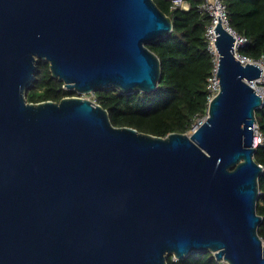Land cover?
<instances>
[{
	"label": "water",
	"instance_id": "1",
	"mask_svg": "<svg viewBox=\"0 0 264 264\" xmlns=\"http://www.w3.org/2000/svg\"><path fill=\"white\" fill-rule=\"evenodd\" d=\"M219 22V91L190 135L162 138L115 127L79 97L25 99L40 61L78 94L154 92L160 63L146 46L172 23L152 0H0V264H166L197 252L264 264L261 69L234 56Z\"/></svg>",
	"mask_w": 264,
	"mask_h": 264
},
{
	"label": "trees",
	"instance_id": "2",
	"mask_svg": "<svg viewBox=\"0 0 264 264\" xmlns=\"http://www.w3.org/2000/svg\"><path fill=\"white\" fill-rule=\"evenodd\" d=\"M172 23V31L146 47L157 56L160 79L152 93L118 89H98L92 93L95 104L107 111L115 127H131L138 132L157 137L172 133L186 134L198 120L207 115V79L213 68L212 56L205 38L210 20L198 11L196 0H189L188 11L170 10L169 2L152 0ZM228 26L236 34L247 38L248 43L238 53L251 61H264V0H223ZM75 92L65 90L63 83L53 78L49 64L39 62L35 78L25 92L28 103L59 102ZM256 126L263 137L253 156L263 167L258 179L259 195L256 214L262 218L257 233L264 242V99L255 111ZM166 264H222L211 252L191 253L183 260L172 255Z\"/></svg>",
	"mask_w": 264,
	"mask_h": 264
},
{
	"label": "built area",
	"instance_id": "3",
	"mask_svg": "<svg viewBox=\"0 0 264 264\" xmlns=\"http://www.w3.org/2000/svg\"><path fill=\"white\" fill-rule=\"evenodd\" d=\"M169 2V9L170 10H180V11H188L190 9V3L189 0H165ZM198 11L202 14H206L209 17V24L206 27V33L205 38L208 43V50L212 56L213 61V68L211 70V74L209 78L207 79V92H208V103L212 100L213 97L218 93L219 91V79L217 78V65H218V53L215 48V36H214V28L217 25L216 23V16L220 18L223 22L222 26L223 28L232 35L234 39V56L243 64H255V65H262L261 69V76L259 79L263 77L264 73V61L263 59L259 61H251L247 57L239 55L238 51L241 48H244L248 40L246 37L236 34L231 28L228 26L227 23V12L226 7L223 3V0H196ZM217 78V79H216ZM257 79L255 82H258ZM254 83V82H253ZM64 88V87H63ZM65 89V88H64ZM66 90V89H65ZM264 99V98H262ZM201 120V119H200ZM200 120L197 121V123L193 126L192 129H195L198 126V123H200ZM191 129V130H192ZM191 130L187 133L188 135L191 134ZM263 143V137L259 133L257 127H253V148L257 149L260 145Z\"/></svg>",
	"mask_w": 264,
	"mask_h": 264
},
{
	"label": "rangeland",
	"instance_id": "4",
	"mask_svg": "<svg viewBox=\"0 0 264 264\" xmlns=\"http://www.w3.org/2000/svg\"><path fill=\"white\" fill-rule=\"evenodd\" d=\"M256 93L261 97L264 98V73H263V77L261 79L258 80V82H256L255 87H254ZM74 97H79L85 100H89L90 102H92L93 104H95L94 98L92 96V94H78L75 93ZM222 264H226V263H222Z\"/></svg>",
	"mask_w": 264,
	"mask_h": 264
},
{
	"label": "bare ground",
	"instance_id": "5",
	"mask_svg": "<svg viewBox=\"0 0 264 264\" xmlns=\"http://www.w3.org/2000/svg\"><path fill=\"white\" fill-rule=\"evenodd\" d=\"M218 19H219V21H220L219 23H220V24H223L222 20H221L220 18H218ZM218 19L216 20V23H217ZM258 66H259L260 68H262V65H258ZM255 84H256V82H254V83L252 84V86L255 87Z\"/></svg>",
	"mask_w": 264,
	"mask_h": 264
}]
</instances>
